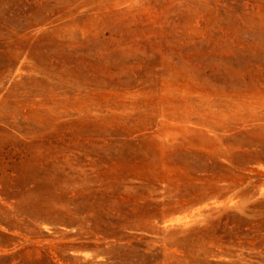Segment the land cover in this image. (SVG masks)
<instances>
[{
    "label": "rangeland",
    "instance_id": "rangeland-1",
    "mask_svg": "<svg viewBox=\"0 0 264 264\" xmlns=\"http://www.w3.org/2000/svg\"><path fill=\"white\" fill-rule=\"evenodd\" d=\"M0 264H264V0H0Z\"/></svg>",
    "mask_w": 264,
    "mask_h": 264
}]
</instances>
